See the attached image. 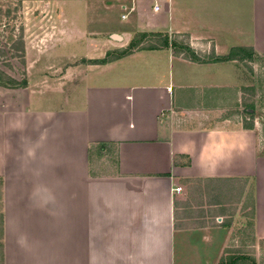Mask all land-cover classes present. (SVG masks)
Masks as SVG:
<instances>
[{
    "label": "crops",
    "instance_id": "crops-1",
    "mask_svg": "<svg viewBox=\"0 0 264 264\" xmlns=\"http://www.w3.org/2000/svg\"><path fill=\"white\" fill-rule=\"evenodd\" d=\"M40 1L59 7L41 13L52 30L36 58L54 69L30 68L26 42V85L0 86V264H217L241 203L209 204L192 178H248L264 240L260 139L226 113L246 95L245 62L159 48L88 63L137 32L187 33L200 53L250 46L264 56V0ZM204 209L222 221L233 213L230 225L199 222Z\"/></svg>",
    "mask_w": 264,
    "mask_h": 264
},
{
    "label": "rangeland",
    "instance_id": "rangeland-1",
    "mask_svg": "<svg viewBox=\"0 0 264 264\" xmlns=\"http://www.w3.org/2000/svg\"><path fill=\"white\" fill-rule=\"evenodd\" d=\"M54 8L59 9L56 4L40 0H0V71L19 82L27 80L26 63H22L19 57L21 52L15 47L19 46L20 37L22 38L21 42H23V46L24 43L29 42L32 56L30 68L36 72H38L39 68H44L45 71L54 69V66L49 67L48 64H39V62H42V59H36L39 54L44 56L48 52L46 48L49 42L48 32L52 30L50 17L41 15V13L42 11L48 12ZM58 24L64 25L67 23L66 21L59 20ZM35 60H39L37 64H33L36 62ZM244 64L248 66L246 67L249 74L247 86H253L255 88V94L252 97L247 93L244 96L245 99H242V101H249L250 99L255 101L253 123L254 129L260 139V150H262L264 147V62L263 60H255L251 63ZM2 81L3 83H7V79L4 77ZM226 113L234 121H250L249 115L243 110L242 102L240 107L238 102H236ZM220 117L215 119L219 120ZM112 149L111 146L110 150ZM110 152L111 155H105L101 161L102 165H99L104 171L110 166H113L115 162L113 150ZM204 210L201 216L203 219H200L199 222L210 223L215 221V218H209V215H211L209 209ZM239 213L243 217V221H240V224L234 230L232 236L234 240L229 241L228 245L234 244L231 250L239 249L244 251V253L253 254L257 264H264V240H255L254 244H252L249 229L245 227L247 217L243 216L241 210Z\"/></svg>",
    "mask_w": 264,
    "mask_h": 264
},
{
    "label": "trees",
    "instance_id": "trees-1",
    "mask_svg": "<svg viewBox=\"0 0 264 264\" xmlns=\"http://www.w3.org/2000/svg\"><path fill=\"white\" fill-rule=\"evenodd\" d=\"M21 39L22 38L20 37L19 46H14L20 50L21 55H19V57L21 58L22 63H24V46L23 42H21ZM159 48H170L174 55L194 62H225L231 60H237L245 63H251L255 60H263L264 62V56L259 55L250 46L231 47L225 55H216L213 50H211L210 53L206 54L197 52L191 46L190 36L187 33L170 34L168 32H137L133 35L131 41L127 46L109 50L106 52L103 58L91 59L88 60V63L105 64L110 61L119 59L123 56L129 55L136 50H153ZM3 77L7 79V83H3ZM25 85V80L19 82L14 78L8 76L4 72L0 71V86L16 88L24 87ZM242 91L244 94L248 93L252 97L255 94V88L253 86L242 87ZM242 99L245 98L242 97ZM242 106L244 112L249 115L250 119L249 122L243 120V126L247 129H253L255 101L253 99H250L249 101H242ZM261 152L264 153V147ZM187 164H189L188 160ZM188 181L196 182L198 184L202 182V189L209 199V204L230 205L232 203L240 202L243 216L247 217L245 227L249 229L250 239L252 244H254L256 240L254 236V194L253 184H250L248 190H245L248 178H192L188 179ZM232 215L233 213H230L226 220L222 221V226L230 225L232 221ZM233 240L234 239L231 238L230 242ZM1 246L2 242H0V247ZM233 246L234 244H229L224 249V252L220 256L217 264H257L255 256L253 254L244 253V251L239 249L231 250Z\"/></svg>",
    "mask_w": 264,
    "mask_h": 264
},
{
    "label": "built area",
    "instance_id": "built-area-1",
    "mask_svg": "<svg viewBox=\"0 0 264 264\" xmlns=\"http://www.w3.org/2000/svg\"><path fill=\"white\" fill-rule=\"evenodd\" d=\"M158 8V6L157 5H155L154 6V9L156 10ZM125 16V15H124ZM174 191L176 192V193H179V192H181L182 191V187L181 186H176L175 188H174ZM222 217L221 216H218V217H215V221L216 222H219V223H221L222 222Z\"/></svg>",
    "mask_w": 264,
    "mask_h": 264
},
{
    "label": "water",
    "instance_id": "water-1",
    "mask_svg": "<svg viewBox=\"0 0 264 264\" xmlns=\"http://www.w3.org/2000/svg\"><path fill=\"white\" fill-rule=\"evenodd\" d=\"M115 38H118V36L117 35H113Z\"/></svg>",
    "mask_w": 264,
    "mask_h": 264
}]
</instances>
